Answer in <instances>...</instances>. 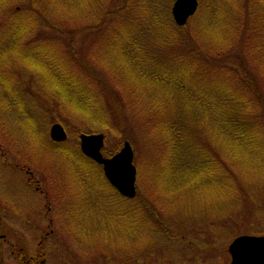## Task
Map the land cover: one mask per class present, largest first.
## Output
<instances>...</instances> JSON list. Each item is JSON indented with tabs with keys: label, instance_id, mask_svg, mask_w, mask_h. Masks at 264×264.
I'll use <instances>...</instances> for the list:
<instances>
[{
	"label": "rangeland",
	"instance_id": "rangeland-1",
	"mask_svg": "<svg viewBox=\"0 0 264 264\" xmlns=\"http://www.w3.org/2000/svg\"><path fill=\"white\" fill-rule=\"evenodd\" d=\"M221 4L223 14L225 12L228 14L226 3ZM251 4L252 8L249 9L251 17L258 12H264L259 0H251ZM13 9L20 8L14 5ZM11 12L15 11L8 9L6 15L10 16ZM69 12L72 13L65 14L69 19L66 21L65 32L61 31L62 37L68 39L70 37L68 33L74 31L72 34L75 38L73 41L76 40L75 48L78 53L85 55L83 51L88 52L91 47L90 36L99 31L90 28L93 26L91 25L93 20L85 17L82 12L78 13V10L73 8ZM216 20L217 16L213 19L210 12L202 11L199 14L201 33L205 32L211 39L216 33L228 37L232 28L237 29L240 24L238 20L237 25H231L229 32L225 33L228 31L227 28L224 26L217 28ZM190 24H195V19H192ZM241 24H244V21ZM44 26L45 24L40 22L36 28L34 27L36 37L37 34H46L50 31L47 28L45 30ZM53 30L55 29L51 28V31ZM1 33L0 26V36ZM236 33L237 39L240 40L238 37L240 32ZM155 37H159V34L157 33ZM143 40H146L143 41L145 53L151 55L152 45L156 44L158 47V39L150 37ZM152 40L155 42L152 43ZM19 43L24 46L23 40ZM237 51L234 57L236 64L240 65L237 58L240 51L239 49ZM5 53L0 59V69L6 65L12 72L16 68L19 70L25 67L22 61L20 62V55L15 56L14 52L10 51ZM56 53L54 51L44 53L48 56H44L46 62L44 66L49 71H46L48 75L55 78L61 74L60 79H63L65 77L63 72L51 70L50 64L46 61H53V55L56 56ZM56 57L58 59L55 62L64 66V59H60L58 55ZM177 62L179 65L185 63L182 58H178ZM26 69H20L15 76L6 74V78L12 76L13 79V84L9 87L0 84V215L3 216V223L5 222L7 228L12 229L14 233L12 235L8 233L7 240L0 237V264H24L16 260L14 255L30 257L38 252H45L41 257L46 260L45 264H194V258L196 255L199 256L201 249L205 252L204 255L208 256L207 264H230L228 247L234 239L238 236L264 233V190L259 188L260 186L264 189V142L260 139L262 134L264 135V130L257 127L259 131L257 140L244 139L234 154L229 148L231 145L234 147L232 138L229 140L226 133L220 135L217 129L219 124L215 119V109L222 105L220 101L207 107L200 105L193 107L192 104H188V112L184 119L194 124L197 134L194 136V129L188 123L190 131L185 130L187 126L183 124L185 133L183 135L194 137L196 146L193 141L178 142L176 157L169 152V146L172 144L171 139L178 137L181 125L172 127L171 132L175 135L170 134L168 127L166 130L169 134H165L167 119L164 115H169L170 108L157 112L159 118L144 136L140 132L134 134L136 131L132 133L126 129L120 135L116 131L113 133L106 128L100 129L95 126V133L105 136L103 152L106 156L116 154L125 141L131 143L134 151L133 164L139 172L137 184L140 185V194L138 200L130 201L113 192L105 184L101 188L99 202H94L96 199L94 191L96 192L97 188H89V199L83 204V212L79 213V216L80 214L84 216V221L81 227L76 225V230L68 215L70 205L59 198L70 193H65L67 190L65 180L73 181L74 186H77L75 181L78 180H101L99 175L101 170L98 166L86 170L80 166L78 156L77 159H73L62 152L65 148L80 151V145L75 139L87 129L84 125L79 129L77 122H74L65 127L68 140L55 144L57 148L53 145L50 139L52 117L60 116L59 111L66 115L70 112L63 104L58 103L61 107L55 108L57 104L54 103L57 98L55 88L51 87L52 91L48 90L49 87L42 83L37 73L32 76ZM73 71L77 70L70 69L67 72L72 80L78 81L80 75ZM146 80H150L149 76H146ZM203 82V78L199 77H196L195 82H189L191 95L216 97L229 88L224 83V76L214 78L213 82L210 77L204 85L201 84ZM260 83L254 82V86L257 87ZM159 87L163 90L157 94L151 107L157 106L156 102H165V99L170 97V89L178 90L165 84ZM258 89L264 91L263 84L259 85ZM68 93L76 97L70 90ZM148 95H151V92ZM174 98L175 105L181 102L185 104L181 96ZM51 110L54 112L51 113ZM88 113L98 116L91 109ZM98 120H101V116ZM86 122H88L86 126L91 128L95 125V122L89 119ZM218 142L226 144L225 148L221 149L222 156L229 166L232 165L231 169L237 174L239 181L232 178L229 172H224L228 169L224 166L218 171V159L212 155V150ZM252 142H257L256 146L247 148L245 154L248 155H243L242 149ZM187 144L189 147L195 146L194 154L188 149ZM29 171L32 172L33 178ZM30 178L39 181V185L48 191V196L36 190L37 184L28 187L27 182ZM25 182L30 188L29 191ZM237 184L247 188L245 195L238 194L240 188ZM101 186L102 183L99 184V187ZM78 187L79 193L78 190L74 193L76 188L72 187L71 192L78 194L74 196L70 193L71 198L74 197L72 202L81 200L85 195L81 192L84 189L82 184ZM250 195L251 197H248ZM48 202L53 207L49 216L53 218L51 228L54 232L43 244V249H37L39 237L44 236L43 226L46 227L49 220L47 217L44 221L49 212ZM86 202L91 206H87ZM43 221L46 222L45 225ZM4 232L0 230V235L5 234ZM163 232L170 237L169 239L176 240L162 239ZM183 236L186 243L180 240ZM199 260L202 262L203 256Z\"/></svg>",
	"mask_w": 264,
	"mask_h": 264
},
{
	"label": "trees",
	"instance_id": "trees-1",
	"mask_svg": "<svg viewBox=\"0 0 264 264\" xmlns=\"http://www.w3.org/2000/svg\"><path fill=\"white\" fill-rule=\"evenodd\" d=\"M259 1L264 7V0ZM221 2L226 3L228 14H223ZM14 5L20 9L14 10ZM171 5L172 0H0V59L5 56V51L20 55V62L32 76L37 73L42 83L49 87L48 90L55 88L57 98L54 103L57 104L54 107L59 109V104H63L70 113L66 115L59 111L60 116H53L52 123L59 122L65 127L77 122V128L81 129L83 125L87 128L83 132H95V126H98L120 135L126 129L132 133L136 131L134 134L140 132L144 136L159 118L157 112L170 108L169 115H164L167 119L165 134H172V127L181 125L178 137L172 138L169 146V152L174 157L178 156V142L183 140V124L187 126L185 130L190 131L188 126L191 124L194 133L197 131L193 123L184 119L188 104L207 107L220 101L222 105L215 109V119L219 124L217 129L220 135L226 133L229 140L232 138L234 147L231 145L229 148L235 154L244 139L257 140V127L264 130V91L257 90L259 85L264 86V12L251 17V0L243 3L239 0H200L195 24L178 27L171 16ZM71 8L92 19L93 26L90 28L99 31L90 36L91 47L88 52L83 51L85 55L78 53L75 48L74 31L68 33V39L61 34V31L65 32L66 21L69 19L65 14L72 13L69 12ZM8 9L15 12L7 16ZM202 11L210 12L213 19L217 16L216 27H226L228 31L225 33L229 32L231 25L236 26L238 20L240 24L237 29L232 28L228 37L216 33L214 38H208L205 32L201 33L202 27H199V14ZM243 21L244 24H241ZM40 22L45 24V30L47 28L50 31L37 34L36 37L34 27ZM51 28L55 30L51 31ZM236 31L240 32V40L236 37ZM157 33L159 37H155ZM150 37L158 39V47L151 44V55L145 53L143 44L146 41L143 39ZM22 40L23 47L19 43ZM238 49L240 65L236 64L234 57ZM49 50L57 52L56 56L64 59V66L55 62L58 58L54 55L53 61L46 60L51 70L63 72V79H60L61 74H55V78H59L55 80L46 73L48 70L44 66V56H48L44 53ZM178 58H182L185 63L179 65ZM24 68H16L11 72L3 65L0 69V84L9 87L13 79L12 76L6 78V74L14 75ZM70 69L77 70L73 72L79 73L78 81L71 79L67 72ZM146 76H149V81ZM222 76L224 83L229 86L225 93L216 97L191 95L189 82H195L196 77L203 78L201 84L204 85L210 77L213 82L214 78ZM257 81L261 83L256 87L254 82ZM162 84L178 90L170 89V97L165 102H156L157 106L151 107L157 94L163 90L159 87ZM69 90L76 97L69 94ZM150 92L151 95H148ZM175 96H181L185 104L181 102L175 105ZM90 109L98 116L89 114ZM100 116L101 120H98ZM87 119L95 122L94 127L86 126ZM260 139L264 142L263 134ZM75 140L79 143V139ZM186 140L192 142L194 138L186 137ZM256 144L252 142L243 148V155H248L245 150ZM225 145L224 142H218L215 146L219 164L217 169L219 171L222 166L228 168L226 171L229 175L239 181L231 169L232 165L229 166L222 156L221 149ZM189 150L192 153V147ZM62 152L73 159L78 156L79 160H88L91 170L96 166L81 151L65 148ZM99 175L101 183H107L102 168ZM237 187L240 188L238 194H246L247 188L244 185L237 184Z\"/></svg>",
	"mask_w": 264,
	"mask_h": 264
},
{
	"label": "water",
	"instance_id": "water-1",
	"mask_svg": "<svg viewBox=\"0 0 264 264\" xmlns=\"http://www.w3.org/2000/svg\"><path fill=\"white\" fill-rule=\"evenodd\" d=\"M198 7L197 0H177L173 7V16L178 25H184ZM51 137L55 141H64L67 134L60 124L51 128ZM104 145L102 134L81 135L83 153L103 165L109 182L124 196L136 195V168L133 163V150L126 142L122 150L111 158H105L101 152ZM232 264H264V237H242L231 246Z\"/></svg>",
	"mask_w": 264,
	"mask_h": 264
},
{
	"label": "flooded vegetation",
	"instance_id": "flooded-vegetation-1",
	"mask_svg": "<svg viewBox=\"0 0 264 264\" xmlns=\"http://www.w3.org/2000/svg\"><path fill=\"white\" fill-rule=\"evenodd\" d=\"M75 182H76L77 186H74L73 181H66L65 182V184L67 185L66 186V189L67 190H66L65 193H69V192L72 193L71 192V191H73L72 187L73 188H76L74 190V193H75V191H77L79 189V187H78L79 184H82V188H84V189L81 190V192L85 193V195L82 196L81 200H76V201H73L72 202V200L74 199V197L71 198V194L70 193L67 196L61 195L59 198L60 199H64L63 201L70 205L69 206L70 208L68 209V213H69L68 215H69L70 221L72 222V225L77 230L76 225L78 224L79 227H80V224H81L80 220L83 218L81 216V214L79 216V213L83 211V204L85 203V201L87 199H89V196H88L89 193H90L89 192V188L94 187V186L89 185V183H90L89 181H75ZM34 184L39 185V181H32L31 183H29V187H32ZM35 188L40 193H45L46 196H48V191L44 190L41 187V185L40 186H36ZM77 192L79 193V190ZM73 195L74 196H78V194H76V195L73 194ZM86 203H88V202H86ZM47 209L49 210V212H47L46 217H48L50 223H53L52 216L49 217V213L53 210V207L51 206V204L49 202L47 203ZM3 228H4L3 230L5 231L4 232L5 234L0 235V237L3 238V239H5V240H7L9 234L12 235L14 233H13L12 229L7 228L6 226H4ZM53 232H54V229L53 230H50V232H46L43 237H40V239L38 241V244H36V246L38 248H42L43 249V244L53 234ZM76 234H77V232H76ZM20 249L22 250L23 247H21ZM41 254H43V252H41ZM15 258H16V260H19V261H21L22 263H25V264H44L45 263V260L39 259V255L38 254L35 255V256H33V257L32 256L27 257V256L23 255L22 258L21 257H15Z\"/></svg>",
	"mask_w": 264,
	"mask_h": 264
}]
</instances>
